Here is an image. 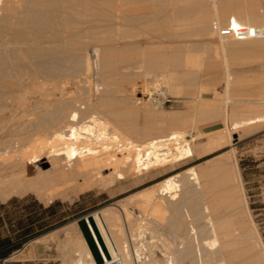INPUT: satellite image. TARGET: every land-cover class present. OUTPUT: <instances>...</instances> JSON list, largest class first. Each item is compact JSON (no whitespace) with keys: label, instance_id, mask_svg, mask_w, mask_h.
Masks as SVG:
<instances>
[{"label":"bare ground","instance_id":"6f19581e","mask_svg":"<svg viewBox=\"0 0 264 264\" xmlns=\"http://www.w3.org/2000/svg\"><path fill=\"white\" fill-rule=\"evenodd\" d=\"M114 1L0 0V192L2 197L31 191L42 199L50 200L57 196L68 198L71 196H69L71 191L81 192L115 180L135 177L151 169L193 156L192 139L176 129L156 137L153 134V137H145L143 141L138 142L139 131L134 125L136 120H132L134 116L137 118L138 113L135 110L137 107L133 109L134 106L131 104L133 96L125 94V98L117 104L119 106H114L115 103L111 102V97L116 91L123 89V84L127 83L125 81L131 79V81L128 80L130 84L135 81L139 70L143 71L145 80L154 76H159L158 80L164 84L167 80L164 72L155 71L164 62L147 49L151 40L144 37V32H139L134 42L124 43L120 51L123 58L120 59L114 57L116 51L113 52L112 45L102 42L107 34L103 32L104 38L100 35L103 38L99 40L100 44L94 36V40L90 38L92 34L91 36L89 34L94 30L97 31L96 28L113 30L117 28L118 21L114 19L116 13L123 14L125 21L130 25L138 23L143 27L150 20L146 3L152 0H122L123 3H119L120 5L116 4L117 1L113 3ZM177 11L201 15L202 27L209 30L207 33L213 30L215 21L221 25L231 22L244 23L264 30V10L261 0H199L177 8ZM87 14L91 17L95 15L96 18L93 16L95 19H90L88 15L90 19L88 20L85 16ZM121 19L124 21V18ZM60 23L66 31L70 29L69 35L60 34L62 33L59 31ZM151 24L148 26L150 29L156 25L155 23L153 27H150ZM84 28L89 31L86 32L85 29L84 32ZM154 29L159 30V27L155 26ZM219 39L225 67L223 70L227 75L224 84L227 102H245L264 109L263 86L258 87L259 95L254 98L236 99L230 96L232 73L228 62L231 55L238 57L258 55L264 58V35L248 39L222 37ZM133 45L140 49V52L136 51L137 53L133 51L136 54L134 56L129 53ZM90 51L94 55L93 62L90 59ZM192 57H182L178 53L172 55L169 62L173 69L167 82L171 87H174L183 76L185 77L183 69L189 65ZM122 63L130 66L131 63H135L138 70L126 69L127 71L124 70L125 73L120 75L118 65ZM93 65L97 76L95 88L99 95L97 94L96 101L91 102L84 97L85 101L82 100L83 98L80 99L86 104H77L78 100L72 97L74 92L64 91L62 88L63 91H60L59 86L62 84L59 83L71 79L77 88L81 87V82L89 81ZM41 79L51 80L53 87L59 85L55 89L59 88L58 91L63 98L58 97L50 89H44L46 84L42 87ZM11 82L22 86L21 93L14 95ZM187 83L189 84V81ZM50 86L52 88V85ZM165 89L144 88L139 95L141 102L162 107L168 95ZM136 91L135 89L133 92ZM46 95L50 98H46ZM35 97L37 99L31 104ZM123 109L134 115L133 118H130V114V119L123 118L125 113ZM171 114L169 118L174 121L173 125H179L177 122L179 113L174 111ZM144 116L148 126L146 135H150L151 127L155 126L156 120L162 119L153 120L154 113L149 111H145ZM263 121L264 112L254 117L235 120L232 128ZM31 168L34 170L33 173H30ZM186 175H189L188 180L185 179ZM184 179L189 182L192 180V184H198V171L190 167L183 174L177 173L165 178L156 189H150L146 194L145 203L152 201V210L155 214H159L168 206L176 211L181 209L182 205L191 203L194 196L190 187L183 189L181 197L175 194V191L180 190L179 180L183 182ZM119 208L127 222L129 216L124 214L123 208ZM218 208L213 214L206 204L203 208L202 222L187 223V233L184 231L185 234L181 239L182 246L174 248V251L172 249L173 253L167 259L168 264H194L193 262L196 264H264L262 247L258 251H253L252 243L247 244L249 241L246 237L250 227L248 231L247 227L239 231V221L232 217H230L232 219L228 218L230 215L228 216L227 207ZM119 215L121 214L117 207L110 205L85 219L103 258L119 256L124 264H138L137 260L143 252L144 238L151 237L148 220L128 226L127 237L119 228ZM186 216L190 220V211ZM62 230L65 242L58 255L61 264H98L85 237L78 236L73 225L64 226ZM56 231H51L49 235L55 236ZM121 240L128 244L121 245ZM40 241L43 242V239L41 238ZM187 242L190 243L185 246ZM137 243L139 246H136ZM233 244L238 248L230 252L228 247ZM193 252L196 255L195 261L187 262L186 258ZM208 256L216 258L217 261L210 262ZM237 256L240 257L239 260L235 259Z\"/></svg>","mask_w":264,"mask_h":264},{"label":"rangeland","instance_id":"374dc122","mask_svg":"<svg viewBox=\"0 0 264 264\" xmlns=\"http://www.w3.org/2000/svg\"><path fill=\"white\" fill-rule=\"evenodd\" d=\"M115 1H117V5L123 3L122 0ZM115 1L113 3H115ZM192 1L194 3V1L198 2L199 0H152L146 3V5L148 4L146 10L150 18V20L146 22V26L142 27V25L138 23H132V25L135 26L127 24L123 14L116 13L114 19L116 22H119H117V28H114V30L96 28L97 31H92V28V32H89L90 34H85H89L90 36L92 34V37L90 38L93 39L94 36V39H96L98 44L101 43V41L99 43V40H102L107 34L102 42L105 44L109 43L108 45L110 46L112 45L113 52L116 51L114 57L120 59L123 58L120 51H122L124 43L134 42L141 31L145 33L144 37H148L149 40H151L149 43L150 46L147 49L164 62V64L157 67L155 71L164 72V74L167 75L165 84L168 88L165 89L164 82L161 83V81L158 80L159 76H154V78H148L145 80L143 71L139 70L137 71V78L135 81L132 79L134 82L132 81L133 83L131 84V79H128L130 80L129 82L128 80L125 81L127 83L124 82L123 89L116 91L113 94L114 97H111V102L115 103L114 106H119L117 104H120L121 100L124 99L126 95L133 96L131 104L134 106L133 109L137 107V109H135L138 112L136 115L137 118L131 113L126 112L124 109L123 111L125 113H123V118L128 120L129 114L131 119L134 116V119L132 120H136L134 125L138 128V133L141 134H137L138 142L143 141L145 137L151 138L154 135L155 137L165 135L173 129H176L183 132L184 135H187V138L192 139L191 146L194 150L193 156L182 161L151 169L148 172H143L135 177L115 180L112 183L92 187L81 192L71 191L69 193V196H71L68 198L57 196L50 200L42 199L39 198L36 193L31 191L23 194H11L7 197H2L0 192V218H3V222H1L0 225V236L9 235L14 242L19 243V247L5 257L7 258L6 264L61 263L58 259V255L65 242V236L62 230L63 227L70 224L73 225L75 231H77L76 234L84 238L78 220L82 217L86 218L91 216L93 213L110 205L117 207L119 210V214H121L119 215L120 226H117H119L127 237L128 226L135 225L142 220H148L151 237L144 238L143 252L141 257L137 260L138 264H168L167 259L173 253L174 248L176 249L179 246H182L181 239L185 232L187 233V223L202 222L203 208L206 204L210 207V211L213 214L217 212L218 207H227L228 216L230 215L228 218H233L239 221V231L246 227L248 231V228L250 227V232L248 231L250 235L248 234L246 237L247 239H245L249 241L247 244L252 243L251 245L253 246L251 250L258 251L262 247V255L264 254V121L232 128V123L235 120L254 117L263 113L264 109L245 102H227L224 88L227 75L223 70L225 67L222 61L223 56H221L222 51L219 37H217L214 30L207 33L209 30L202 27L201 19L203 18L200 17L201 15L199 16L177 11V8L185 7L188 4H191ZM208 3L211 5V1ZM88 15L91 17L90 14L85 16L88 18ZM85 16L84 19L87 20ZM93 16L95 15H92L90 19L96 18V16L95 18H93ZM121 18H124V21ZM90 19L88 18V20ZM149 22L152 24L155 22L156 25L155 23L152 25ZM197 22L199 23L197 24ZM148 23L151 24L150 27H153L154 25L156 28L159 27V30L156 29L155 31V26L150 29ZM137 25L139 27L141 26L139 31ZM62 26L63 25L61 24V28L58 27L60 28L59 31L62 32L60 34L69 35L70 29H67L66 31ZM128 28L130 31H128ZM85 29L86 28H84V32ZM108 30L110 31L109 33ZM88 31L89 30L86 32ZM97 33L98 36L101 35L103 38L101 36L98 37ZM110 35L113 36L111 37ZM121 36H123V38ZM106 39L108 40L106 41ZM111 40L117 41L112 42ZM136 48L137 47L133 45L129 49V53H131L132 56L136 55L134 52L140 50L139 48ZM214 50H216V52ZM174 53H178L182 57H193L191 58L192 60H190L191 62H189V65H186L183 69L185 77L183 76L181 78L182 80L179 79V82H177L174 87H171L167 82H169L168 77L173 69L169 60ZM93 57L94 55L92 54V51H90L91 62H93ZM228 62L232 73L230 96L236 99L257 97L259 95L257 92L258 87H264V58L258 55L250 57L231 55L228 58ZM129 66L130 65L125 63L119 64V74L123 75L125 73L124 70L126 69L131 70V68H133V70H138L137 64L135 63H131V66ZM93 69L89 74V81L81 82V87L77 88L71 79L59 83L62 84L63 87L66 86L65 88L61 85L57 86L64 91L67 90L74 92L72 97L73 99L75 98L78 100L77 104H86L84 102L86 98L91 102L96 101L95 99H97L99 93L95 88V78L97 76L95 74L96 68L94 65ZM188 73L189 75H187ZM81 79H83V77H81ZM188 81L190 85L187 83ZM40 83H42V87L46 84L44 89H50L51 92L53 91L58 97L63 98L60 92L63 90L61 89L58 91L59 88L55 89L57 86L53 87V82L51 80L41 79ZM49 84L52 85V88H50L51 86ZM10 85L13 86L11 87L14 95L21 93L22 86H17L16 83L12 82ZM146 87H154L155 89H160L162 87V89L167 90V99L162 107H154L141 102V97H139V95ZM129 89H131V91ZM135 89L137 91L134 93L133 91ZM82 91L84 93H82ZM45 97L50 98L48 95ZM80 98H83L82 100H84V103H82ZM35 99H37V97L31 101V104L34 103ZM113 99L114 101H112ZM145 111L154 113L155 118L153 117V120H156V118L162 119L161 121L156 120L157 122L155 126L151 127L150 135H146L148 126L144 116ZM174 111L179 113L178 119L180 121L177 119L179 125H173L174 121L169 118ZM155 115L159 116L156 117ZM159 129L162 130L159 131ZM190 167H193L198 171L199 183L192 184V180H190V182L185 181V179L188 180L189 176L186 175L183 181L185 183L179 180L181 184L180 190L175 191V194L177 193L176 195H180L181 197L183 189L185 187H190L194 196L193 201L195 202L193 203L192 201L191 203H186L182 205L181 209L176 211L172 208H168V206L159 214H155L152 210V201L145 203L147 199L146 194L150 189H156L165 178L177 173L183 174ZM33 172L34 170L31 168L30 173ZM195 195L198 196L196 197ZM224 195L226 196L224 197ZM222 198L224 199L222 200ZM120 202L122 206L120 205ZM49 206L51 207L48 208ZM119 207L123 208L126 216H129L127 222L125 221L124 215ZM234 210H237L239 213ZM189 211L191 215L190 220L186 216L187 213L189 214ZM30 217H34L35 219L45 218L49 224H55L58 222H61V224L42 235L24 240V228L21 226L29 223ZM35 226L37 227L38 224L36 223ZM54 230H57L56 235L50 236L49 233ZM41 238L43 239V242L40 241ZM126 239V241H128V238ZM123 241L124 240H121V245H124L125 243L128 244ZM189 243L190 242H187V244L185 243L184 245L188 246ZM184 245L183 248H185ZM251 245L249 246L251 247ZM136 246H139V243H137ZM236 247L237 245L235 244L230 245L228 250L230 252L233 250L235 251V249L237 250L238 248ZM239 256L235 257V259L239 260L241 257ZM208 257V260L212 263L217 261L216 258L211 256ZM262 257L264 260V255ZM186 259L187 262H189L188 260L195 261V253H190ZM193 263L196 264V262Z\"/></svg>","mask_w":264,"mask_h":264},{"label":"built area","instance_id":"2783aa9c","mask_svg":"<svg viewBox=\"0 0 264 264\" xmlns=\"http://www.w3.org/2000/svg\"><path fill=\"white\" fill-rule=\"evenodd\" d=\"M264 9V0H261ZM213 30L217 37L229 39H248L261 37L264 35V30L255 26L244 23H233L221 25L218 22L213 23ZM7 258H0L1 264H6ZM61 264V263H59ZM98 264H124L119 256H112L108 260H104Z\"/></svg>","mask_w":264,"mask_h":264},{"label":"trees","instance_id":"16d2710c","mask_svg":"<svg viewBox=\"0 0 264 264\" xmlns=\"http://www.w3.org/2000/svg\"><path fill=\"white\" fill-rule=\"evenodd\" d=\"M50 207L51 206H49L48 208H50ZM1 222H3V218H0V225H1ZM36 223L38 224L37 227L35 226ZM19 224H20V222H19ZM60 224H61V222H58L55 224H49V222L45 218H43V219L36 218L35 219L34 217H30L29 223H27L24 226H21L22 228H24V230H23V234L25 235L24 240L42 235V234L54 229L55 227L59 226ZM18 247H19V243L14 242L13 239L9 235L0 236V258H5L11 252L16 250ZM0 264H1V262H0Z\"/></svg>","mask_w":264,"mask_h":264},{"label":"water","instance_id":"95a60500","mask_svg":"<svg viewBox=\"0 0 264 264\" xmlns=\"http://www.w3.org/2000/svg\"><path fill=\"white\" fill-rule=\"evenodd\" d=\"M78 223L81 227V230L83 232V235H84L87 243L89 244V246L93 252V255L96 258L97 263H102L104 260H108L109 258L108 259L103 258L98 246L96 245L95 240L92 237L91 232L88 228L86 219L84 217H82L78 220Z\"/></svg>","mask_w":264,"mask_h":264},{"label":"crops","instance_id":"0c3cea01","mask_svg":"<svg viewBox=\"0 0 264 264\" xmlns=\"http://www.w3.org/2000/svg\"><path fill=\"white\" fill-rule=\"evenodd\" d=\"M210 138V137H209ZM209 138H208V140H209Z\"/></svg>","mask_w":264,"mask_h":264}]
</instances>
